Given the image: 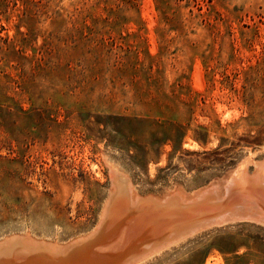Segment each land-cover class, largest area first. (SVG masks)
<instances>
[{
    "label": "rangeland",
    "instance_id": "obj_1",
    "mask_svg": "<svg viewBox=\"0 0 264 264\" xmlns=\"http://www.w3.org/2000/svg\"><path fill=\"white\" fill-rule=\"evenodd\" d=\"M246 158L264 162V0H0V243L89 235L108 165L161 197ZM197 231L134 264H264L262 224Z\"/></svg>",
    "mask_w": 264,
    "mask_h": 264
},
{
    "label": "bare ground",
    "instance_id": "obj_2",
    "mask_svg": "<svg viewBox=\"0 0 264 264\" xmlns=\"http://www.w3.org/2000/svg\"><path fill=\"white\" fill-rule=\"evenodd\" d=\"M249 163V158L244 159L222 182L211 183L192 195L177 189L161 197L139 196L130 180L108 165L111 191L93 232L65 246L37 242L28 236L7 238L0 243V263H103L116 249L143 247L135 255L126 254L120 263L134 264L213 225L236 220L264 226V162L255 163L253 179L247 174ZM112 231H116L115 241L109 237ZM147 231L153 238L140 236Z\"/></svg>",
    "mask_w": 264,
    "mask_h": 264
},
{
    "label": "water",
    "instance_id": "obj_3",
    "mask_svg": "<svg viewBox=\"0 0 264 264\" xmlns=\"http://www.w3.org/2000/svg\"><path fill=\"white\" fill-rule=\"evenodd\" d=\"M248 174V173H247ZM255 175V172L252 174V175H249L248 174V176L251 178V179H253V176Z\"/></svg>",
    "mask_w": 264,
    "mask_h": 264
}]
</instances>
